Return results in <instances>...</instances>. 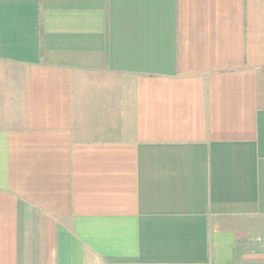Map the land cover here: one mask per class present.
<instances>
[{
    "label": "crops",
    "instance_id": "1",
    "mask_svg": "<svg viewBox=\"0 0 264 264\" xmlns=\"http://www.w3.org/2000/svg\"><path fill=\"white\" fill-rule=\"evenodd\" d=\"M0 264H264V0H0Z\"/></svg>",
    "mask_w": 264,
    "mask_h": 264
},
{
    "label": "built area",
    "instance_id": "2",
    "mask_svg": "<svg viewBox=\"0 0 264 264\" xmlns=\"http://www.w3.org/2000/svg\"><path fill=\"white\" fill-rule=\"evenodd\" d=\"M259 241H261V240H259Z\"/></svg>",
    "mask_w": 264,
    "mask_h": 264
}]
</instances>
